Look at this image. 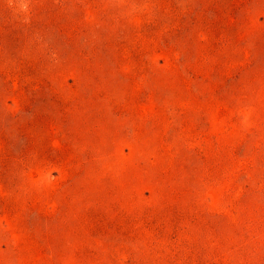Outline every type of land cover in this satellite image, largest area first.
<instances>
[{
    "label": "rangeland",
    "instance_id": "1",
    "mask_svg": "<svg viewBox=\"0 0 264 264\" xmlns=\"http://www.w3.org/2000/svg\"><path fill=\"white\" fill-rule=\"evenodd\" d=\"M0 264H264V0H0Z\"/></svg>",
    "mask_w": 264,
    "mask_h": 264
}]
</instances>
